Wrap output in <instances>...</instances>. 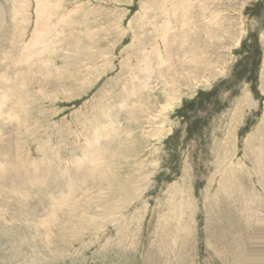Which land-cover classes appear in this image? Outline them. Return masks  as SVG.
I'll return each mask as SVG.
<instances>
[{
	"label": "rangeland",
	"instance_id": "rangeland-1",
	"mask_svg": "<svg viewBox=\"0 0 264 264\" xmlns=\"http://www.w3.org/2000/svg\"><path fill=\"white\" fill-rule=\"evenodd\" d=\"M0 264H264V0H0Z\"/></svg>",
	"mask_w": 264,
	"mask_h": 264
},
{
	"label": "bare ground",
	"instance_id": "bare-ground-1",
	"mask_svg": "<svg viewBox=\"0 0 264 264\" xmlns=\"http://www.w3.org/2000/svg\"><path fill=\"white\" fill-rule=\"evenodd\" d=\"M45 35V34H44ZM37 36V35H36ZM44 37V36H43Z\"/></svg>",
	"mask_w": 264,
	"mask_h": 264
}]
</instances>
